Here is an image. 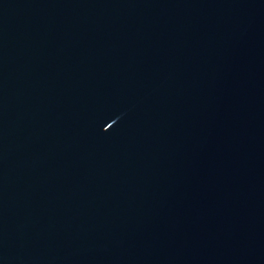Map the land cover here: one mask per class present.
Here are the masks:
<instances>
[{"label":"water","instance_id":"water-1","mask_svg":"<svg viewBox=\"0 0 264 264\" xmlns=\"http://www.w3.org/2000/svg\"><path fill=\"white\" fill-rule=\"evenodd\" d=\"M0 264H264V0H0Z\"/></svg>","mask_w":264,"mask_h":264}]
</instances>
